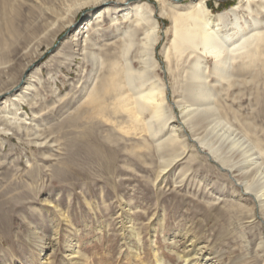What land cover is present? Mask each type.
I'll use <instances>...</instances> for the list:
<instances>
[{"label":"rangeland","instance_id":"1","mask_svg":"<svg viewBox=\"0 0 264 264\" xmlns=\"http://www.w3.org/2000/svg\"><path fill=\"white\" fill-rule=\"evenodd\" d=\"M12 1L20 6V16L14 19L15 35L5 32L0 41V89L18 82L19 90L33 53L45 52L30 67H41V82H36L37 103L22 104L27 129L8 125V130H0V264H153L155 252L165 254L167 264H183L177 252L189 251L199 264H264V214L250 196H240L221 165L209 160L207 149L195 153L191 145L183 147V154L162 172L157 142L169 136L171 123L153 136L144 124L141 131V123L130 127L126 119L118 118L113 125L83 118L81 102L91 84V66H82L80 57L70 62L57 50L72 28L83 25L85 12L76 15L71 29L49 40L41 25L49 7H62L66 0ZM238 3L207 0L215 14ZM243 3L236 13L242 23H251ZM2 10L0 5V14ZM258 15L263 22L264 11ZM162 21L154 69L171 86L164 47L172 34L163 31L169 20ZM259 43L264 47V41ZM254 57L244 54L234 62L245 64L238 78L216 85L210 76L214 86L220 89L223 84L224 90L212 100L221 115L208 129H214L211 136L234 131L218 154L231 156L238 165L259 152L264 161V54ZM206 61L214 67L212 57ZM167 93L176 99L172 88ZM149 113H144L145 120ZM119 123L130 127L129 132ZM235 134L244 138V147L226 149ZM243 148L250 150L242 155ZM238 230L244 233L242 240Z\"/></svg>","mask_w":264,"mask_h":264},{"label":"bare ground","instance_id":"2","mask_svg":"<svg viewBox=\"0 0 264 264\" xmlns=\"http://www.w3.org/2000/svg\"><path fill=\"white\" fill-rule=\"evenodd\" d=\"M241 2H245L243 8H246L251 17V23L246 19H243L242 23L236 13ZM0 5L4 9L0 14V41L3 42L5 32L9 35L16 33L14 19L20 16V6H14L12 0H0ZM42 9L44 8L39 11L42 12ZM48 11L45 18L49 20L45 19L41 28L48 31L44 36L47 37L49 34V40H56L60 33L71 29L79 12H85L84 15L87 17L79 28H72L57 50V55L64 56L70 62L74 57H80L82 66L87 63L91 66L88 75L91 84L85 88L81 102L83 107L81 115L85 120L94 123L102 120L115 123L118 118H122L126 119L125 122L129 121L128 124H144L146 130L153 136L167 123H171L169 136L157 142L163 166L160 171L163 172L183 154L180 153L183 147L191 145L195 153L205 152L207 149L211 156L209 160L217 161L221 165V170H225L224 174L238 187L240 196H250L255 207L257 204L264 214V182L259 183L264 179L262 152L251 160L248 159L246 164L238 165L239 162H233L231 156L220 157L218 154L223 147L222 144L229 140L234 131L220 135L215 133L211 136L214 129H208L211 122L218 117L220 119L219 106L212 100L219 90L223 89V84L217 89L218 86H214L210 76L215 78L216 85L223 80L229 81L245 69V64L234 65L238 58L248 54L255 59L254 56L264 54V47L259 43L264 41L262 27L264 21H260L258 17V14L264 11V0H239L238 4L216 14L209 8L207 0H66V3L62 2V7H49ZM162 17L169 20L163 31L172 34L169 44L164 47L167 69L173 76L171 86L160 79L161 76L158 78L154 69L158 65L155 54L159 32L162 29L161 23L165 24L164 21L161 22ZM230 26L231 32H223ZM53 43L54 41L47 47L50 48ZM63 48L65 49L62 50ZM44 52L33 53L32 59L24 68V72L28 69L30 72L19 90L15 91L18 82L0 89V98L5 97L0 100L1 131L8 130V125L17 130L25 127L23 122L26 121V117H23L21 111L22 104L37 103L36 82H41V67H30ZM208 57L214 60L213 68L207 64ZM189 58L191 61L186 66ZM25 75L26 72L19 82L21 79L23 82ZM171 88L177 93V95L174 93L176 99L173 100L167 93ZM11 91L13 93L9 94ZM176 107L179 108L181 121L174 115ZM145 112L151 114L147 120L144 118ZM121 123L117 126L124 132H129L128 129L133 126L130 124L129 128L120 126ZM138 125L140 127V124ZM144 125L141 131L145 128ZM236 135L226 149L234 150L245 143L244 138ZM249 150L250 148H243L241 154L245 155ZM218 169L220 171V167ZM237 232L242 240L245 237L243 231ZM139 233L137 230V236ZM262 243L263 236L260 237L259 245ZM190 254V251L177 252L178 259L185 264L201 262L197 258L193 260ZM154 255L156 262L153 264H167L165 254L155 252Z\"/></svg>","mask_w":264,"mask_h":264}]
</instances>
